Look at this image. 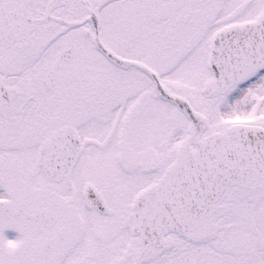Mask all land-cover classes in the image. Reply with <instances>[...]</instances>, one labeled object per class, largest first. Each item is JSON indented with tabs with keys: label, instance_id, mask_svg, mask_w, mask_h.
<instances>
[{
	"label": "snow or ice",
	"instance_id": "1",
	"mask_svg": "<svg viewBox=\"0 0 264 264\" xmlns=\"http://www.w3.org/2000/svg\"><path fill=\"white\" fill-rule=\"evenodd\" d=\"M0 264H264V0H0Z\"/></svg>",
	"mask_w": 264,
	"mask_h": 264
},
{
	"label": "flooded vegetation",
	"instance_id": "2",
	"mask_svg": "<svg viewBox=\"0 0 264 264\" xmlns=\"http://www.w3.org/2000/svg\"><path fill=\"white\" fill-rule=\"evenodd\" d=\"M5 235H6L7 238H10V239H11V238H14V237L16 236V234L13 233V232H11V231L6 232Z\"/></svg>",
	"mask_w": 264,
	"mask_h": 264
}]
</instances>
